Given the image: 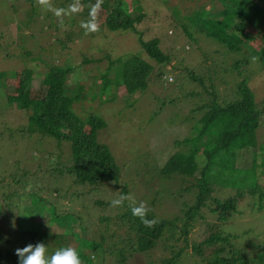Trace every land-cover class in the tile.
<instances>
[{"label": "rangeland", "instance_id": "1", "mask_svg": "<svg viewBox=\"0 0 264 264\" xmlns=\"http://www.w3.org/2000/svg\"><path fill=\"white\" fill-rule=\"evenodd\" d=\"M126 1L131 10V0ZM254 1L264 4V0ZM15 2L17 9L11 10L12 7H9L10 3L7 0H0V17L6 14L5 18L8 19L6 27L0 23L1 247H17L21 244L19 237L16 240L19 229H30L33 222L41 225V232L48 228L56 231L60 228L59 231L64 233L62 242H67V246L76 249L77 252L82 249L80 241L88 239V235L91 238H99L100 232L126 233V224H121L118 218L125 207H112L110 203L123 195L124 190L137 202H146L156 216L171 218L179 210L181 200H186L188 204L193 202L194 194L191 192L196 187H191L188 191L186 186L195 185L199 177V170L192 175L175 172L165 174L161 170L173 153L185 152L188 148V145L174 142L175 139L181 141L191 130H196L193 122L200 117L201 112H191L192 108L200 105L203 97L205 102L206 98L212 99L214 94L221 104L234 100L239 96L236 85L244 78L255 94V101L264 103V63L250 62L251 56L259 57L253 54V51H258L261 40L252 39L246 41L247 43L243 42L240 51L225 52L222 44L215 40L214 43L207 40L205 36L203 37L204 34L192 32L191 27L183 24L186 23L183 15L194 6L193 0L136 2L139 6L137 13H145L142 22L135 25L136 29L145 40L158 37L159 47L168 56V60L160 66L150 60L154 70L148 87L132 101L131 106L128 105L129 102L123 101L121 89H118L119 94L115 100L110 103L104 102L101 97L105 95H101V92L98 94L97 89L102 82V76L97 77L95 73L96 68L103 71L108 63L104 59L97 60L101 57L100 49L105 52L108 50L113 55L138 51L145 58L138 44V34L129 29L108 30L102 24L104 10L98 7L96 14L102 13L101 23L97 24L98 30L86 35L84 31H80V26L76 25L71 28L76 31V35L69 42V46L58 51L56 50L58 36L53 27L41 33L37 30L28 36L30 31L36 28L34 25L36 19L32 17L33 20L26 24L29 17L23 12L26 11L27 2L19 0ZM51 2L54 6L57 5L55 0ZM84 5L80 3L76 9L72 8V11L79 10ZM42 10L48 12L46 9ZM185 29L188 31L190 29L191 38ZM41 48L45 50L41 52ZM25 50L30 52V57L21 55ZM37 53L43 55L42 59L54 60L53 63L69 68L65 82L69 84L73 93L76 91L77 83L90 79L87 77L89 75L95 77L97 86L88 88L84 100L76 102L73 106L82 119L86 120L89 114L93 113L105 121V127L97 131V140L107 145L119 167L117 181L96 185L75 181L72 174L64 171L66 166L73 162L71 142L68 139H62L58 143L52 136H37L35 133L29 136L25 132L32 105L25 109L18 107L16 101L11 104L9 101L11 95L17 93L26 67L31 68L33 72L28 96L34 98L45 93L46 86L41 84V80L47 70L41 60L33 59ZM84 57L89 61L82 63ZM233 62L237 66H233ZM85 68L87 71L83 72ZM159 69H165L162 76L158 74ZM190 71L203 78L208 90L212 89L210 87L212 83L213 93L201 91L203 86L189 79L187 73ZM179 74H184V79L179 77ZM168 76L173 78V81L166 83ZM193 92L196 94L192 95ZM83 109H86L88 114H85ZM257 136L258 139L264 138L261 128ZM195 146L199 151L202 148L199 140ZM258 183L264 187V175L259 177ZM249 184L226 185L225 188L213 192V195L227 198L235 194L234 188L247 187ZM158 194L160 195L154 196ZM41 196H45V200L50 202L48 207H42L45 200H38ZM96 200L104 204L100 205ZM258 201L257 193L254 195L244 193L237 203L236 212L229 221L221 225V230L223 229V233L235 234L231 241L241 247L246 254L247 252L255 254L254 264H264V198L261 207ZM50 210L57 214H64L66 211L80 214L81 224L88 223L89 227L84 231L80 230L78 222L73 219L66 223L65 220L62 223L55 222L51 220L52 215L48 214ZM201 213L203 216H197L185 233L187 245L185 244V249L176 261L177 264H208L212 256L209 251L205 254L196 253L191 247L193 242L203 236L207 224L214 226L215 222H219L215 214L209 211V207H203ZM30 216H34L33 220H29ZM101 217L108 219L100 220ZM13 221L15 228L12 226ZM177 224H183L182 220ZM211 231H214V228ZM50 239L51 235L45 233L42 242L47 246L48 242L52 241ZM108 244L109 240L106 245ZM173 244L175 247V241ZM160 245L163 244L159 242L147 254H133L124 264H159L163 257L169 256L172 252L170 248ZM231 252L230 249H226L221 255L228 256ZM101 258L102 254H98L96 261ZM104 258L103 264H115V258L108 252Z\"/></svg>", "mask_w": 264, "mask_h": 264}, {"label": "trees", "instance_id": "2", "mask_svg": "<svg viewBox=\"0 0 264 264\" xmlns=\"http://www.w3.org/2000/svg\"><path fill=\"white\" fill-rule=\"evenodd\" d=\"M15 1L7 0L10 3L9 7H12L11 10L17 9L14 5ZM19 1L27 2L26 11H24L26 13L23 12L25 16L29 17L26 24L33 20L32 17L36 19L34 20L36 28L33 29L34 31L31 30L28 36L37 30L41 33L53 27L58 36L56 42L58 51L60 48L62 50L68 47L69 42L76 35V31L74 32L71 28L78 25L80 31L85 32L86 26L91 20L90 12H92L93 6L97 5V0H55L57 5L52 4L53 7L64 10L60 16H57L53 11L44 12L37 6L35 0ZM137 1H130L131 10L126 0H100L99 2V7L104 10L102 24L110 31L129 29L136 35L138 34L139 47L145 54L144 58L138 51L113 55L108 50L106 52L102 49L99 50L101 57H98L97 60L104 59L108 63L103 71L96 68L95 75L102 76V82L97 89L98 94L101 92V95H105L101 99L107 103L115 100L119 94L118 89H121L123 90V95H121L123 101L129 102L128 105L131 106L132 101L148 87L150 76L154 70V65L150 60L154 61L157 66L168 60V56L159 47L158 37L145 40L136 29L135 25L142 22L145 15L144 12L137 13L139 7ZM193 1L194 6L183 15L184 21H186L183 24L191 27L192 32H200L207 40L213 43L215 40L222 44L225 52L240 51L243 42L258 38L261 40V45L258 47V51H253V54L258 55L259 61L264 63V4L254 0ZM80 3L85 5L79 10L72 11V8L76 9ZM96 12L95 23L100 24L102 13L96 14ZM5 16L7 15L4 14L0 17V23L6 27L8 19ZM185 31L191 38L190 29L189 31L185 29ZM1 46L2 42L0 41V49ZM44 50L41 48V52ZM2 53H4L3 50ZM22 54L29 56L30 52L25 50ZM42 56L37 53L36 58H31L41 60L46 67L47 71L41 80V84L46 86L45 93L34 98L28 96L33 72L31 68L26 67L17 93L11 95L9 101L10 104L16 101L18 107L25 109L32 105L31 114L26 121L25 132L29 136L32 133L37 136L49 135L54 137L58 143L62 139H68L71 142L73 162L67 165L64 171L72 174L75 181L93 185L117 181L119 167L107 145L97 140V131L105 127V121L93 113H90L86 120L82 119L73 106L76 102L84 100L88 88L97 86L95 77L89 75L87 77L90 79L75 84L76 91L73 93L69 84L65 82L69 68L53 63L54 60L42 59ZM246 59L248 60V57ZM86 61L88 62L89 59L86 60L84 57L82 63ZM232 65L237 66L235 62ZM85 70L86 68L83 72ZM163 72L165 69H159L158 74L160 73L162 76ZM187 75L191 81L198 82L203 86L204 89L201 88V91L213 93L212 83H210L212 88L210 91L203 78L195 74L194 71H190ZM179 77L184 79V74H179ZM169 78L171 77H166V83L173 81V78L171 81ZM159 80L162 81L161 78ZM91 82L93 83L89 85ZM185 82L188 83L187 80ZM236 87L239 96L226 104H221L214 94L212 99L206 98L205 102L203 97L201 104L192 108L191 112H201L200 117H197V120L193 122L196 125V130H191L189 135L183 137L181 141L175 139L174 142H179V145H188V148L185 152L173 153L161 169L165 174L175 172L182 175H192L196 170H199L197 183L186 186L188 191L191 190V187H196L191 192L194 194L193 202L188 204L186 200H181L179 210L171 218L159 217L149 211L147 218L157 221L154 227L149 228L138 217L132 215L131 209L125 201V209L118 218L121 224H126V233L111 232L108 234L104 232L102 234L100 232L99 238H91L88 235V239L80 241L82 249L78 252L83 264H103L106 252L115 258V264H124L133 254H147L159 242L163 244L160 246L170 248L172 251L169 256L163 257L159 264H177L176 261L185 249V244L187 245L185 233L188 232L195 218H198L197 216H203L201 213L203 207H209V211L215 214L219 222H215L214 226L206 225L207 229L203 230V236L193 242L191 246L193 251L200 254L209 251L212 256L209 258L208 264H254L255 254L252 255L251 252L246 254L241 247L231 241V237H235V234L223 233V229L221 230V225L229 221L232 214L236 212L237 203L244 193L248 192L251 195L257 193L259 207H261V201L264 198V187L258 183L259 177L264 175V138L258 139L257 136L260 128L264 132V103L255 101V94L248 87L245 78L239 81ZM197 93L202 95L200 92ZM194 94L196 93L193 92L192 95ZM83 110L85 114H88L86 109ZM198 140L202 145L200 151L195 146ZM236 183L238 185L240 183L241 185L242 183L250 184L247 187L234 188L235 194L227 196V198L213 195V192L225 188L224 186ZM124 194H126L125 190ZM45 198V196H41L38 200H45ZM96 202L100 205L104 204L99 200ZM49 205L50 202L45 200L42 207ZM66 212L57 214L50 210L48 214L52 215L51 220L58 223H62L64 220L65 223L71 222L73 219L78 222L80 230L83 231L89 227L88 223L81 224L82 216L80 214ZM33 217L30 216L29 220H33ZM107 219L108 217L100 218V220ZM180 220L183 222L181 225L177 224ZM32 224L30 229L22 228L18 233L15 231L17 233L16 240L19 237L21 241L17 247L0 246V264H19L16 249L42 242L45 233L52 237L50 239L52 241L47 244V255L50 256L56 250L68 247L67 242H62L64 233L59 231L60 228L57 231L48 230V228L43 233L40 224L37 225L34 222ZM213 228L214 231H211ZM36 237L38 239H35ZM108 240L109 244L106 245ZM174 241L175 247L173 246ZM55 245L57 247L54 248ZM226 249H230L231 254L221 255ZM91 254L92 256H90ZM98 254H102V258L96 261ZM259 258H262V254L259 255Z\"/></svg>", "mask_w": 264, "mask_h": 264}, {"label": "clouds", "instance_id": "3", "mask_svg": "<svg viewBox=\"0 0 264 264\" xmlns=\"http://www.w3.org/2000/svg\"><path fill=\"white\" fill-rule=\"evenodd\" d=\"M37 6L43 9L53 11L57 16H60L64 11L63 9H55L51 0H35ZM100 0H97V5L93 6L92 12H90L91 20L85 29V34L95 32L98 30L95 23V12L99 7ZM259 61V57L251 56L250 62L256 64ZM171 81V78H169ZM125 201L128 202V206L131 209L132 215L138 217L146 227H154L157 223L154 219H148V213L150 211L147 203L144 201L137 202L134 197L128 194L119 196L113 199L110 203L112 207H123ZM13 228L16 227L15 221L12 222ZM16 255L19 258V264H83L79 253L72 247H63L56 250L52 255H47V246L43 242L37 244H28L24 248L16 249Z\"/></svg>", "mask_w": 264, "mask_h": 264}]
</instances>
